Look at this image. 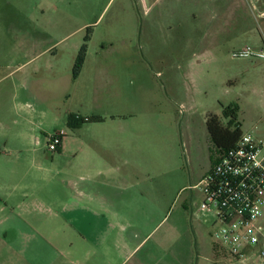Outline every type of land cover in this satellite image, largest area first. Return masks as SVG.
Masks as SVG:
<instances>
[{
  "label": "rangeland",
  "instance_id": "1",
  "mask_svg": "<svg viewBox=\"0 0 264 264\" xmlns=\"http://www.w3.org/2000/svg\"><path fill=\"white\" fill-rule=\"evenodd\" d=\"M229 1L0 0V264L20 258L12 228L26 256L51 257L49 228L64 246L75 241L53 219L47 190L63 178L55 167L75 155L92 161L77 153L89 146L88 157L105 160L102 225L148 236L136 258L230 263L195 186L219 160L208 116L229 127L225 111L236 108L232 130L264 133V59L233 56L263 49L264 35ZM92 116L104 121L82 123ZM61 131L76 149L53 158L50 138Z\"/></svg>",
  "mask_w": 264,
  "mask_h": 264
},
{
  "label": "crops",
  "instance_id": "2",
  "mask_svg": "<svg viewBox=\"0 0 264 264\" xmlns=\"http://www.w3.org/2000/svg\"><path fill=\"white\" fill-rule=\"evenodd\" d=\"M229 4L232 9L243 7L248 14H250V10L252 16L257 18L258 25L264 35V0H230ZM246 34L251 35L250 37H256L252 34V29L248 30ZM44 91L47 92L48 90L44 89ZM63 140L59 146L60 153L53 158L75 152L76 147L66 145V139ZM92 148L89 146L77 150V153L85 155L83 158L91 159L90 163L76 160L75 155L73 162L67 163L62 168L55 167L61 170L58 172L59 174L64 173L63 178L57 181L52 179L47 190L49 204L52 206L50 212L55 217L53 219L60 220V226L65 229L69 226L73 227L75 229L73 231L75 241L64 246V243L60 242L62 236L59 234V229L49 228L51 231H49L48 252L51 257L44 259L36 252L37 256H26L24 253L28 252H24V249L28 246L22 240V242L19 241L18 234L20 231L17 230L18 228H12L15 232V242L12 245L16 247L20 257L15 260L14 264H24V262L28 264H162L159 260L149 263L144 257L136 258L139 249L148 237L144 236L141 229L133 228L131 232H128L131 228H104L102 225V217L99 212L101 211L100 207L103 208L102 203L105 198L101 186H99V180L102 173L101 166L105 164V160H94L95 157H88L87 154L95 153ZM85 175L89 178H85ZM124 181L122 184H126ZM55 182H59L62 186ZM90 184L96 186L93 191L87 189V185ZM7 200H15V194H10ZM6 206L8 207V205ZM118 206L117 203L113 207L118 208ZM91 216L94 217L93 224L87 225L86 219ZM30 237L34 236H28L26 241H29V246L33 247L34 243ZM37 246L38 243L35 247L37 248ZM74 246H78L75 251ZM65 248L71 250H65ZM28 250H30L29 247L26 251ZM30 253H32L31 250ZM66 253H70L69 257H65ZM77 253L78 256H76ZM61 255L64 257L59 258Z\"/></svg>",
  "mask_w": 264,
  "mask_h": 264
},
{
  "label": "built area",
  "instance_id": "3",
  "mask_svg": "<svg viewBox=\"0 0 264 264\" xmlns=\"http://www.w3.org/2000/svg\"><path fill=\"white\" fill-rule=\"evenodd\" d=\"M233 56L264 59V47ZM65 136L63 131L53 134L49 149L55 152ZM196 187L203 195L199 209L217 226L215 235L227 247L229 264H264V133L243 132Z\"/></svg>",
  "mask_w": 264,
  "mask_h": 264
},
{
  "label": "trees",
  "instance_id": "4",
  "mask_svg": "<svg viewBox=\"0 0 264 264\" xmlns=\"http://www.w3.org/2000/svg\"><path fill=\"white\" fill-rule=\"evenodd\" d=\"M236 108L229 107L225 111V115H231V124L229 127L223 126L220 118L216 115H210L207 118L206 125L208 129V133L210 138L217 148V152L219 156L232 148L235 147L239 138L242 135V131L240 129H231L232 123L236 122ZM76 118H72L74 120ZM104 119L99 116L86 117L82 119V123H101ZM219 161V160H218ZM217 161V162H218Z\"/></svg>",
  "mask_w": 264,
  "mask_h": 264
},
{
  "label": "flooded vegetation",
  "instance_id": "5",
  "mask_svg": "<svg viewBox=\"0 0 264 264\" xmlns=\"http://www.w3.org/2000/svg\"><path fill=\"white\" fill-rule=\"evenodd\" d=\"M216 163L213 164V160L210 159V165H208L206 171H204V173L206 174L207 172L209 173L213 167L215 166ZM214 165V166H213ZM194 187L193 186H190L189 187V190H188V196L189 198L191 199L193 197V194H194Z\"/></svg>",
  "mask_w": 264,
  "mask_h": 264
}]
</instances>
